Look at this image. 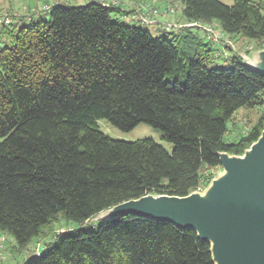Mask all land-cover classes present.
I'll return each instance as SVG.
<instances>
[{
    "label": "trees",
    "instance_id": "trees-1",
    "mask_svg": "<svg viewBox=\"0 0 264 264\" xmlns=\"http://www.w3.org/2000/svg\"><path fill=\"white\" fill-rule=\"evenodd\" d=\"M177 1L185 22H217L228 38L264 47V0ZM118 9L57 3L17 30L0 27V232L19 249L60 215L81 224L149 193L186 196L220 152L242 154L261 135L264 113L237 141L225 139L237 110L264 104L263 72L238 52L231 68L209 67L215 43L186 27L155 37L113 20ZM100 118L124 131L150 124L174 149L114 139ZM45 245L24 264H214L195 230L138 214Z\"/></svg>",
    "mask_w": 264,
    "mask_h": 264
},
{
    "label": "water",
    "instance_id": "water-1",
    "mask_svg": "<svg viewBox=\"0 0 264 264\" xmlns=\"http://www.w3.org/2000/svg\"><path fill=\"white\" fill-rule=\"evenodd\" d=\"M243 62L264 73V49ZM244 152L219 153L226 173L205 196L149 193L101 211L99 219L138 214L169 221L209 242L214 264H264V127Z\"/></svg>",
    "mask_w": 264,
    "mask_h": 264
},
{
    "label": "rangeland",
    "instance_id": "rangeland-1",
    "mask_svg": "<svg viewBox=\"0 0 264 264\" xmlns=\"http://www.w3.org/2000/svg\"><path fill=\"white\" fill-rule=\"evenodd\" d=\"M88 1L90 0H0V15H16L14 16L12 25H7V27H12L13 29L17 30L21 26L29 24L31 21L36 20L41 16L46 17V14L49 11V9H46V7L53 6L54 3L82 5L87 3ZM98 1H101L102 3H110L111 5H118L122 0ZM149 1L155 2L156 0ZM169 1L170 2H167L162 6H158L152 2H147L143 4V8L147 7L146 5H148L150 7H155L161 10L166 6V4H170L174 8V12L168 13L166 15L175 14L177 12H180L182 14V5L180 1ZM221 1L227 5H232L234 3V0ZM141 13L142 12H139L138 14V20L133 19L131 17H124L122 12L118 10H113L111 12V16L113 20H119L123 24L136 25L138 27L147 29L155 37H171L170 28H155V26H151L150 24L142 22L139 19V15ZM161 14L163 15V13ZM154 20V22H157L156 17H154ZM175 23L179 25V23ZM199 35L203 37L202 30H200ZM0 37H3V39L0 38L1 46L7 40L8 36L0 35ZM204 38L206 39V37ZM226 40H229L232 43L229 46L232 47L233 50H229L226 47V41L222 42L221 45L224 46L225 49H228L227 51H229V55L224 52L222 54L220 50H216L214 52L215 54L211 55L209 59H207L206 64L209 67L231 68L232 63L230 58L232 57L233 53L238 52L239 55L244 59L245 55L250 56L254 52L264 49V47L257 48V43L248 38H235L232 40L227 37ZM215 45L218 44L215 43ZM263 113L264 104L256 105L254 107L249 108L245 107L237 110L233 119L229 123V129L228 132L225 134V139L228 141H237L241 136L247 134L253 128V126L258 122L259 118ZM98 127L102 132L106 133L114 139L136 141L139 139L150 138L164 146L169 152H172L174 149V144L164 138L162 130L147 123H140L132 130L124 131L112 124L108 119L100 118L98 119ZM250 148L251 145L248 147V149ZM229 155L242 157L245 155V152H243L242 154L229 153ZM225 173V169L221 164L215 167H206L203 170V183L201 184V187L199 189H196L194 191H199L201 195L205 196L210 190L213 189L214 183L223 178ZM99 213L81 224H73L67 222L66 220L62 219L60 215L59 218H56L49 225L45 226L44 229H42V234L40 236L34 237L24 249H19L17 247L15 238L11 234L7 232H0V264H24V262H26L30 258L39 255L46 246L45 244H47L49 241H53L60 234L71 231L74 228L83 227L89 230L97 229L100 222Z\"/></svg>",
    "mask_w": 264,
    "mask_h": 264
},
{
    "label": "crops",
    "instance_id": "crops-1",
    "mask_svg": "<svg viewBox=\"0 0 264 264\" xmlns=\"http://www.w3.org/2000/svg\"><path fill=\"white\" fill-rule=\"evenodd\" d=\"M147 2H152V1H149V0H122L116 6L119 8L118 11L122 12L124 17H131L133 19L138 20L139 12L143 11V4H145ZM167 2H170V1L169 0H156L155 2H152V3H154L158 6H162ZM55 4H57V3H54V5ZM154 17H156L157 22H154L150 25L155 26V28H159V27H166L167 28L166 24H169V23L176 24L175 22H177V23H179V25L178 24H176V25L179 27L172 28L171 29L172 31H179L180 29H183L186 27L187 29H189L190 31H194L198 35H199L200 30H202L203 38L205 37V33H204L203 29L201 27H198V26L189 25V23L187 24V22H185V20H184L183 15L180 12H177L175 14H169V15L159 14V15H155ZM215 23L218 25L217 22H215ZM0 38L3 39V37H0ZM214 47L217 50H220V51L223 50L222 52L229 55V52L227 51V49H225V47L222 46L221 44L215 45Z\"/></svg>",
    "mask_w": 264,
    "mask_h": 264
},
{
    "label": "built area",
    "instance_id": "built-area-1",
    "mask_svg": "<svg viewBox=\"0 0 264 264\" xmlns=\"http://www.w3.org/2000/svg\"><path fill=\"white\" fill-rule=\"evenodd\" d=\"M105 5H111L110 3H104ZM114 5V4H113ZM147 7L143 8L142 13L139 15V19L146 23V24H152L154 20L155 15H159L161 13L163 14H168L171 12H174V8L170 4H166V6L159 10L155 7H150L146 5ZM52 6H47L46 9H51ZM14 16L16 15H9V14H1L0 15V27L1 26H7V25H12ZM189 25L192 26H198L201 27L205 33V36L207 40L210 42L216 43V44H221L222 42L226 41V45L232 44L229 40H226L227 36L226 34L219 28V26L215 23H209V24H204L201 22H191ZM178 26L173 23L167 24V28H177ZM262 99L264 100V92H262ZM201 186H199L197 189H199Z\"/></svg>",
    "mask_w": 264,
    "mask_h": 264
},
{
    "label": "bare ground",
    "instance_id": "bare-ground-1",
    "mask_svg": "<svg viewBox=\"0 0 264 264\" xmlns=\"http://www.w3.org/2000/svg\"><path fill=\"white\" fill-rule=\"evenodd\" d=\"M222 49H223V48H222ZM222 49H221V50H222ZM226 49H227V48H226ZM227 50H228V49H227ZM218 51H219V50H218ZM222 51H223V50H222ZM222 51H221V52H222ZM228 52H229V51H228ZM228 52H227V53H228ZM217 53H218V52H217ZM222 54H223V52H222ZM219 55H220V53H219Z\"/></svg>",
    "mask_w": 264,
    "mask_h": 264
}]
</instances>
